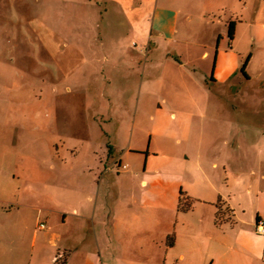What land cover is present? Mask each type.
Returning <instances> with one entry per match:
<instances>
[{"label": "rangeland", "instance_id": "obj_1", "mask_svg": "<svg viewBox=\"0 0 264 264\" xmlns=\"http://www.w3.org/2000/svg\"><path fill=\"white\" fill-rule=\"evenodd\" d=\"M143 1L139 13L114 0H0V248L18 264L41 223L94 230L101 264H177L168 238L195 201L183 186L194 169L176 157L200 132L207 148L236 152L240 173L264 172V0ZM189 73L211 84L206 101L193 90L195 107ZM119 122L120 143L142 149L125 155L127 172L111 158Z\"/></svg>", "mask_w": 264, "mask_h": 264}, {"label": "crops", "instance_id": "obj_2", "mask_svg": "<svg viewBox=\"0 0 264 264\" xmlns=\"http://www.w3.org/2000/svg\"><path fill=\"white\" fill-rule=\"evenodd\" d=\"M114 3L122 10L140 13L144 1L114 0ZM167 22L169 24L170 20ZM187 47L192 53L194 47L191 45ZM212 48L211 45L207 44L197 47L200 58L205 63L203 66L205 74L208 72L207 65L212 57ZM175 51L177 54L180 52L178 49ZM105 59L108 62L109 59L106 57ZM110 73L109 71L107 75ZM121 76L123 79L127 75L124 72V74L121 73ZM114 78L119 82L122 80L120 74L115 73L113 79L107 78L105 82L112 85ZM173 82L176 83V81ZM215 82L216 79L213 78L212 83ZM186 85L190 95V107L198 106L200 103L194 98L193 90H197L202 95V100L206 101L205 95L211 85L209 82L200 81L189 73ZM123 87L125 88V85ZM109 102L112 104L113 100L111 99ZM203 105H208V101ZM170 106L175 108L176 103L172 101ZM202 118L204 117L200 114L188 116L184 118V122H190L194 119L193 123L198 124ZM120 128L121 123L119 122V126L114 132L116 141L112 148L111 158L115 165L124 167L128 166L123 163L125 155L129 152H142V149L133 147V139L130 144H121L119 140ZM202 134L203 136L199 137L200 140H196L194 143H192L190 136L187 140L188 149L184 150L182 155L175 156L177 159L190 164L194 169L188 175V180L183 183L185 190L193 196L195 201L192 206L194 218L183 219L182 227L176 230L174 245L167 250V259L170 256L169 249H173L171 251L177 264H264V235H259L255 231L256 223L264 218V178L260 176L264 172L260 167H255L240 173L239 166L233 164L229 159V156L235 155L236 152L233 153L232 150L223 151L216 147L207 148L204 133L200 132V135ZM183 140L177 138L176 144L182 145ZM130 168L128 166L125 169L126 172ZM105 169L109 171L110 167ZM254 172H257L258 175L256 176ZM123 174L129 173L121 172V175ZM251 174L253 178L250 177ZM129 176L136 177L137 174L134 172L130 173ZM143 183L146 184V181ZM243 183H245L244 186ZM195 187H206L205 189L210 192L209 197L198 194ZM89 199H91L90 196ZM89 199L86 198L87 201ZM218 203L223 206L222 217L224 221L220 226L216 225ZM188 215L190 214L188 213ZM86 216L84 218L89 219L88 215ZM178 222L181 223L180 212ZM38 230L42 232L35 231L33 233L35 242L32 245L33 252L29 264H56L55 259L59 254H65L66 264H101L105 260L97 242L98 234L94 230V232L90 229H86L84 232L82 230L74 232L67 230L64 233L43 232L46 228L40 229L39 227ZM6 231V229H0V235L5 234ZM169 234L168 230L164 236ZM48 237H50V241L40 243L39 248H37L38 240L44 241ZM0 250L3 251L4 258V260L0 259V264H18L11 259L12 253L15 252L14 249L4 246Z\"/></svg>", "mask_w": 264, "mask_h": 264}, {"label": "trees", "instance_id": "obj_3", "mask_svg": "<svg viewBox=\"0 0 264 264\" xmlns=\"http://www.w3.org/2000/svg\"><path fill=\"white\" fill-rule=\"evenodd\" d=\"M234 32H235V26L232 24L229 26V36L231 39H233V37H234ZM183 195H184V193L182 192L181 193L182 197L180 199V205L183 204ZM217 207H218V213L216 216V225L220 226L224 221V218L222 217L223 206L221 205V203H218ZM180 208H182V207L180 206ZM174 242H175V236L174 235L168 238V243L170 244V246H173Z\"/></svg>", "mask_w": 264, "mask_h": 264}, {"label": "built area", "instance_id": "obj_4", "mask_svg": "<svg viewBox=\"0 0 264 264\" xmlns=\"http://www.w3.org/2000/svg\"><path fill=\"white\" fill-rule=\"evenodd\" d=\"M128 166H124V169H127ZM40 229H45V224H40ZM255 231L259 235H264V218L260 219L255 226ZM56 264H66V256L65 254H59L55 259Z\"/></svg>", "mask_w": 264, "mask_h": 264}]
</instances>
